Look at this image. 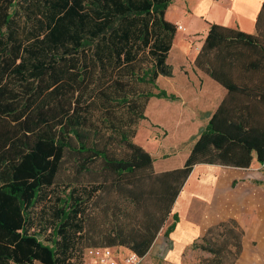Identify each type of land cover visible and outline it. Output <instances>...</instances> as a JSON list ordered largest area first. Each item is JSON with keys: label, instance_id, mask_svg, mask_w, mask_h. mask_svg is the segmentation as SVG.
I'll list each match as a JSON object with an SVG mask.
<instances>
[{"label": "trees", "instance_id": "obj_1", "mask_svg": "<svg viewBox=\"0 0 264 264\" xmlns=\"http://www.w3.org/2000/svg\"><path fill=\"white\" fill-rule=\"evenodd\" d=\"M173 0H0V264H84L92 247L144 257L196 164L264 163V3L257 35L210 24L195 66L228 94L181 168L134 140L178 26ZM172 230V227L170 228ZM233 218L192 244L235 264Z\"/></svg>", "mask_w": 264, "mask_h": 264}, {"label": "crops", "instance_id": "obj_2", "mask_svg": "<svg viewBox=\"0 0 264 264\" xmlns=\"http://www.w3.org/2000/svg\"><path fill=\"white\" fill-rule=\"evenodd\" d=\"M263 3L264 0H173L169 5L166 18L178 26L170 54L174 47L175 59H179L176 68L169 62V54L174 74L159 77L157 85L177 99L152 97L134 140L153 155L156 172L184 166L200 132L228 94L205 70L195 66L210 24L257 35ZM200 39L202 44L196 46ZM196 212L202 213L201 219L195 218ZM172 213L178 215V220L171 217L174 221L165 230L172 248L163 252L157 246L165 236L164 226L143 260L158 256L166 264H182L185 249L201 239L209 227L233 218L245 232L243 251L235 264H264V163L256 155L247 168L196 164ZM183 223L195 231L185 240L176 235ZM120 251L121 256L129 253Z\"/></svg>", "mask_w": 264, "mask_h": 264}, {"label": "rangeland", "instance_id": "obj_3", "mask_svg": "<svg viewBox=\"0 0 264 264\" xmlns=\"http://www.w3.org/2000/svg\"><path fill=\"white\" fill-rule=\"evenodd\" d=\"M193 40V39H192ZM192 40H190V42H193ZM201 39L197 41L196 46L201 45ZM195 52V50H194ZM175 54H176V49H174L170 54V63L173 64V66H175L177 68L176 65V61H178L179 58L175 59ZM162 80V79H161ZM162 82V81H160ZM149 107H150V102H149ZM159 132V131H158ZM143 136V133L140 135V138ZM167 140V139H166ZM195 218L196 219H201L202 218V213L201 212H196L195 214ZM174 220L171 218L170 221L168 220V222H166L165 224V229L164 232L162 231V234H164V238H162L161 242L157 243V246L163 251V252H167V250L169 251V249L172 248L173 244L171 241L168 240V236L165 234V230L167 228L168 225H170ZM195 233V231L186 223H183L180 225L179 229L177 230V237L180 239H187L193 236V234ZM212 254L209 252H204L202 250L198 249H193L192 245H190L189 247H187L185 249V252L183 254V258H182V264H196V262L198 261V259H203L206 257H210ZM83 259H84V264H89V261L87 259V257H85V252L83 255ZM138 264H166L163 261L160 260V257L158 256H154L151 257L150 260L146 261V260H141V262H139Z\"/></svg>", "mask_w": 264, "mask_h": 264}, {"label": "built area", "instance_id": "obj_4", "mask_svg": "<svg viewBox=\"0 0 264 264\" xmlns=\"http://www.w3.org/2000/svg\"><path fill=\"white\" fill-rule=\"evenodd\" d=\"M85 257H87L89 264H138L143 258L132 251L121 256L120 248L112 247L89 248L85 252Z\"/></svg>", "mask_w": 264, "mask_h": 264}]
</instances>
